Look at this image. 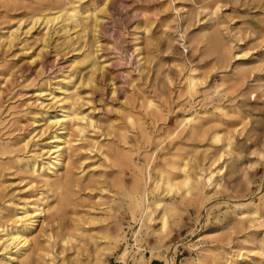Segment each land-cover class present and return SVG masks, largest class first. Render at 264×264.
Returning <instances> with one entry per match:
<instances>
[{
  "label": "rangeland",
  "instance_id": "obj_1",
  "mask_svg": "<svg viewBox=\"0 0 264 264\" xmlns=\"http://www.w3.org/2000/svg\"><path fill=\"white\" fill-rule=\"evenodd\" d=\"M67 1L75 18L32 23ZM70 97L87 129L56 190L25 164L48 161ZM145 173L165 205L141 227ZM42 198L18 264H264V0H0L1 220Z\"/></svg>",
  "mask_w": 264,
  "mask_h": 264
},
{
  "label": "bare ground",
  "instance_id": "obj_2",
  "mask_svg": "<svg viewBox=\"0 0 264 264\" xmlns=\"http://www.w3.org/2000/svg\"><path fill=\"white\" fill-rule=\"evenodd\" d=\"M77 13H78V8L76 7V3L67 1L55 9L42 10L41 12L33 14L31 21L33 24H37V23L49 24L61 18L62 19L64 18L66 20H71L75 18ZM12 36H13V33H12ZM93 66H95V64ZM188 80L190 84V91L193 93L196 92V86H197L196 79L193 76H189ZM76 91H77V88H76ZM76 97L78 98V96ZM59 102L61 103V101ZM150 106L151 107L153 106L152 101L150 102ZM193 120L195 119L192 117H183L180 123L185 125L188 122L193 121ZM85 121H86V117L84 116V113L78 108L75 101L70 97L67 100L66 105L62 107L61 117H56L55 120H53L52 124H54L55 126H59V128L57 129L56 133H53V135L50 136V139H51L50 143H52L53 146L48 152H46L50 154L48 161L35 159V160L26 162L25 167L29 168L31 172L37 174L40 177L42 176L46 177L45 184L48 187H52V188L54 187L56 190H63L64 186L60 182L52 181L51 178L53 177V175L59 174L60 170L63 167H67V168L69 167V161L67 163L66 158H65V153L70 147L75 145L77 142V140H74L71 138V131L72 129H75L79 134H84L87 129V125L86 123H84ZM214 140L215 141L220 140V137L218 134H215ZM24 146L26 147L27 143H25ZM41 150L44 151L45 148L42 147ZM67 160H69V158H67ZM174 167H177V166L175 165ZM185 168L186 167L184 165L180 166L179 172L183 173L184 175V182L181 185L182 186L184 185V187L187 188L186 194L188 195L192 193V190L194 189V185H198L199 182L197 181L196 183H194V180L192 179L190 175H188ZM215 175H216L215 172H211V174L209 175L207 179L209 186L213 188L219 187L218 183H214ZM150 178H151V174L145 173V184H144V187L141 189L140 185H141L142 177H140L139 175L135 177L134 193L136 196L141 194V201L140 202L135 201V203L138 206V210L141 216L140 218L141 227L144 226V222L146 221L152 222V219H154L155 210L154 211L152 210V206L158 209L160 206L165 205V202L162 198L151 200L148 197L147 194H148L149 187H148L147 180ZM164 185L171 189L174 187L172 179H168ZM159 187H160V184L157 183L155 185V188L159 189ZM43 201H44V198L40 199V201L38 202L23 203L19 207L18 211L14 214V216L12 217L10 216L9 218L4 217V219L7 218L6 221H2L0 217V264H18L22 261L23 258L28 257V255L30 254V252L32 251L35 245V239L33 237L34 230L37 224L40 222L39 220L41 218H45L46 214L49 213V209H46V207L43 204ZM253 214L256 216H259L256 212ZM242 218L243 219L246 218V215L243 214ZM160 221H161L162 229H165L167 226L169 227L168 225L169 220H168V216L166 215V213H163ZM146 226H149V225L147 224ZM138 232L135 234L136 238L138 236ZM48 240L49 242L52 240L55 241V238L52 235H49ZM73 240L74 238L71 236L64 235V237H61V242L64 245L69 244ZM126 254H127V251L125 250L120 255L122 260L125 259ZM46 256L51 257V254L47 253ZM187 261H189V258H187ZM187 263H190V262H187ZM50 264H53V263L51 262ZM97 264H104V262L98 261Z\"/></svg>",
  "mask_w": 264,
  "mask_h": 264
}]
</instances>
